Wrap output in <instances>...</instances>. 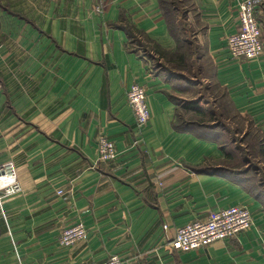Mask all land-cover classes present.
I'll use <instances>...</instances> for the list:
<instances>
[{
	"label": "crops",
	"instance_id": "obj_1",
	"mask_svg": "<svg viewBox=\"0 0 264 264\" xmlns=\"http://www.w3.org/2000/svg\"><path fill=\"white\" fill-rule=\"evenodd\" d=\"M194 2L211 70L200 81L222 90L264 146V51L233 60L227 49L240 1ZM256 17L264 50V4ZM176 48L161 0H0V165L13 161L21 186L0 202V264L111 255L119 264H264V182L249 162L232 163L225 134L205 118L211 110L199 107L198 76L159 65ZM135 83L149 109L140 131L126 101ZM102 135L114 142L113 161H97ZM240 204L251 228L172 248L177 227ZM76 222L87 236L61 245V230Z\"/></svg>",
	"mask_w": 264,
	"mask_h": 264
},
{
	"label": "built area",
	"instance_id": "obj_2",
	"mask_svg": "<svg viewBox=\"0 0 264 264\" xmlns=\"http://www.w3.org/2000/svg\"><path fill=\"white\" fill-rule=\"evenodd\" d=\"M238 3V28L234 34L227 39V49L231 57L235 59H247L258 57L263 53V42L261 41L260 23L256 17L257 12L264 4V0H239ZM96 11H102L99 5ZM127 105L130 106L134 116L136 127L140 131L149 123V109L146 104V92L139 84L130 86L126 95ZM97 161L100 163L110 162L117 158L114 142L106 135L99 136L96 143ZM21 186L18 181L17 168L13 161L8 160L0 165V202L6 197L20 193ZM59 194L63 191L58 190ZM253 219L249 209L245 205H234L215 211L206 221H190V223L177 227L172 248L186 252L191 249L206 247L208 244L235 237L241 231L251 228ZM168 225H163L167 229ZM87 231L81 222L72 223L63 228L58 236L61 245L71 246L84 239ZM120 259L111 255L102 262H91L90 264H119Z\"/></svg>",
	"mask_w": 264,
	"mask_h": 264
},
{
	"label": "rangeland",
	"instance_id": "obj_3",
	"mask_svg": "<svg viewBox=\"0 0 264 264\" xmlns=\"http://www.w3.org/2000/svg\"><path fill=\"white\" fill-rule=\"evenodd\" d=\"M161 3L171 30L179 42V49L170 60L162 59L159 65L167 66L166 70L178 72L186 70L190 77L198 76L196 82L195 79L192 80L195 84L202 77L211 74L203 52V22L196 3L194 0H161ZM200 82L203 83L202 89L206 96L203 98L204 101L199 103V107L207 112L211 110V116H206L205 112V118L219 128L221 134H225L224 141L228 144L229 150L236 155L232 163L244 167L245 163L249 162L248 166L255 180L264 182V146L257 129L247 118L235 114L230 109L222 96V90L213 85L209 78H203ZM194 88L196 91L199 90L196 84Z\"/></svg>",
	"mask_w": 264,
	"mask_h": 264
},
{
	"label": "trees",
	"instance_id": "obj_4",
	"mask_svg": "<svg viewBox=\"0 0 264 264\" xmlns=\"http://www.w3.org/2000/svg\"><path fill=\"white\" fill-rule=\"evenodd\" d=\"M179 49V42H178V40H177V48H176V51L173 53V54H176V52H177V50ZM164 54V56H167L168 55V53H166V52H162L161 53V56Z\"/></svg>",
	"mask_w": 264,
	"mask_h": 264
}]
</instances>
